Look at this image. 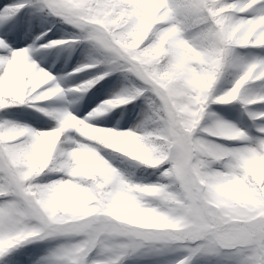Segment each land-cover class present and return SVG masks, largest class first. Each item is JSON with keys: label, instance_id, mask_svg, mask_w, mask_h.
Segmentation results:
<instances>
[{"label": "snow or ice", "instance_id": "snow-or-ice-1", "mask_svg": "<svg viewBox=\"0 0 264 264\" xmlns=\"http://www.w3.org/2000/svg\"><path fill=\"white\" fill-rule=\"evenodd\" d=\"M26 8L75 31L14 47ZM0 27V264H264V0H15Z\"/></svg>", "mask_w": 264, "mask_h": 264}, {"label": "rangeland", "instance_id": "rangeland-1", "mask_svg": "<svg viewBox=\"0 0 264 264\" xmlns=\"http://www.w3.org/2000/svg\"><path fill=\"white\" fill-rule=\"evenodd\" d=\"M10 4V0H3L0 3V8H3L5 4ZM26 14V13H25ZM31 13H28L26 15H22L20 18V21L18 23L17 26H15V31L17 33L16 37H15V43H14V47L15 46H19V47H25L27 46V44L29 43V41L32 40L31 35H29L28 33V28H29V23H30V15ZM39 26L40 22L38 21V26L36 25V30L34 29V31H36V33H38L39 30ZM17 27V28H16ZM41 30V29H40ZM4 31H6L5 28L0 27V34H2ZM11 34V33H10ZM35 58V57H34ZM85 60V50L84 52L79 56L78 61H76V65L75 67L80 64L81 62H83ZM39 62V61H38ZM73 63H72V57L71 54L67 57L62 56L59 57L58 55L55 54V52H48L46 59L44 62L41 63L42 67H45L47 70H49L50 72L54 73V76H63L66 73H70L72 72L73 69H71ZM83 73H77L76 78H74V82L75 83H79V77H82ZM120 79V76L118 75L114 81H118ZM113 81V82H114ZM62 87H64V83L61 84ZM107 93L104 94H95V93H91L89 95H84V99L86 100V103H100V101H103L107 98H110L111 94L116 91L117 89H115L113 87V84H110L107 86ZM84 99H82L78 105L79 109L81 110V108H83L86 104ZM119 113L118 110H116L115 114ZM114 114V115H115ZM112 115L110 114L109 117H111ZM12 119H16V118H12ZM21 119V118H20ZM116 119H119V116L116 115ZM238 119V117H237ZM23 120L26 121L27 124H31L32 127H34V124L36 122H34V120L32 118H30L29 116L24 115ZM237 121V120H236ZM114 123V121H113ZM238 124H240V120L237 121ZM39 124V123H38ZM54 123H48V125H52ZM109 126H112V124H107ZM242 127V125H240ZM40 127V124L39 126Z\"/></svg>", "mask_w": 264, "mask_h": 264}, {"label": "trees", "instance_id": "trees-1", "mask_svg": "<svg viewBox=\"0 0 264 264\" xmlns=\"http://www.w3.org/2000/svg\"><path fill=\"white\" fill-rule=\"evenodd\" d=\"M58 22V25L60 26V28L62 29V31L66 34H70L73 31H75L74 29H72L69 25L62 23L59 18L57 17H52L50 16V22ZM104 81L101 83L102 86L104 85ZM216 107L217 111L220 112V114L222 116H224L226 119L230 120L229 116H230V112L234 111V110H238L239 105L236 106V108H231L230 106H214ZM223 109V110H222ZM2 115V114H0ZM232 121V120H231ZM234 123V121H232Z\"/></svg>", "mask_w": 264, "mask_h": 264}]
</instances>
